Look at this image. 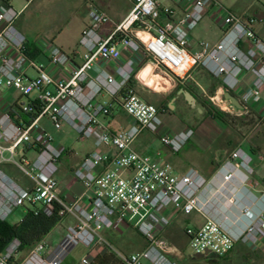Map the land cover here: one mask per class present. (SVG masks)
I'll list each match as a JSON object with an SVG mask.
<instances>
[{
    "label": "built area",
    "instance_id": "1",
    "mask_svg": "<svg viewBox=\"0 0 264 264\" xmlns=\"http://www.w3.org/2000/svg\"><path fill=\"white\" fill-rule=\"evenodd\" d=\"M130 1L131 11L118 24L101 10L89 13L90 23L79 42L84 50L83 62L68 72L67 77L57 79L48 67L26 54V38L15 25L21 13L9 0H0V90L13 89L27 98L35 93V98L30 99L39 108L29 123L16 122L10 110L3 109L5 104L1 106L0 103V221L7 222L15 209L27 205L31 207L27 211L51 216L55 203L62 207L61 216L75 221L67 226L63 239L51 252L47 253L48 245L42 240L19 264H63L78 247L88 250L81 264H92L91 255L98 248L114 254L124 264H143L151 252L155 254L153 264H177L169 258L174 251L173 245L160 235L171 224L164 211L181 205L186 215L207 214L215 200L226 198L238 172L247 173L245 181L254 172L253 158L242 148L233 151L210 180L195 168L177 174L169 163L142 156L132 149L143 129L157 132L162 124L160 110L143 101L135 90L127 89L133 74L132 61L118 67L120 80L105 71L90 79L96 62H119L121 51L118 47L122 45L136 52L143 50L156 66L181 83L191 77L196 67L217 77H238L244 72H253L257 80L241 98L247 109L262 99L264 42L241 18L226 11L221 39L211 45L203 42L201 50L190 51L188 38L208 15L209 9L214 5L219 7L215 0H187L189 8L182 17L177 22L165 24L160 22L162 17L172 18L174 11L164 7L161 0ZM109 23L114 24L113 31L102 38L99 31ZM244 39L251 41L247 52L240 47ZM258 53L262 54L260 62L256 61ZM44 55L55 72H67L71 59L59 46L49 45ZM101 92L110 100L97 101ZM19 105L24 113L32 112L29 101ZM118 107L136 123L128 130L113 132L103 118L111 116ZM42 120H48L56 130L68 125L80 139H93L97 148L114 150V154L91 153L74 171L75 178L85 185L86 206L81 204V198L67 201L60 197L57 174L66 149L41 126ZM193 136L191 129L163 134L160 140L177 154ZM33 150L36 156L31 159L26 154ZM5 164L14 165L30 184L24 185L9 175L4 170ZM250 212V207L241 210L243 216ZM135 219L138 232L150 246L140 253L120 252L102 232L118 230ZM186 236L193 256L210 252L222 257L239 242L257 243L259 238H264V215H258L238 234L208 217L202 227L186 229ZM21 247L20 240L11 241L0 253V264H18Z\"/></svg>",
    "mask_w": 264,
    "mask_h": 264
},
{
    "label": "crops",
    "instance_id": "2",
    "mask_svg": "<svg viewBox=\"0 0 264 264\" xmlns=\"http://www.w3.org/2000/svg\"><path fill=\"white\" fill-rule=\"evenodd\" d=\"M9 1L21 13L15 25L26 38V45L34 48L32 53L37 51L39 55L36 60L48 67L49 71L54 73L57 79L67 77L68 72L82 64L84 50L79 45V42L84 29L90 23L89 13L92 10L98 9L107 13L111 20L118 24L132 9L130 0H101L103 5H98L95 0H66L69 16H72L71 20L78 22L76 31L70 32L69 27L65 26L62 29L54 30L48 37L38 39L37 34L31 31V27L35 24V17L37 16V0ZM13 1L16 2L17 7L14 6ZM215 1L218 3L217 0ZM161 2L164 7H170L174 11L172 18L162 17L160 21L162 24L168 21L177 22L189 8L187 0H178L177 2L161 0ZM41 3L43 2L41 1ZM218 5V8L215 5L214 7L212 6L206 16L208 18H204V26L206 28H211V24L213 25V23L222 24L226 17L224 15L228 11L236 17L241 18L244 24L264 42V15L238 16L232 11L224 9L221 4L218 3ZM40 6L42 5L39 4L38 7ZM113 28V23L106 24L99 31V35L102 38H107L112 33ZM197 33L196 29L193 30L188 38L187 48L190 51L201 50L203 42L200 40V34L198 35ZM221 37L222 33L219 40ZM52 44L59 46L70 56L71 63L67 68V72L57 73L49 66L48 60L47 62L43 61L47 59L44 53H46L48 46ZM250 46L251 41L249 39H244L240 43L241 49L245 52L249 50ZM118 48L121 51L120 61L110 62L100 60L96 62L90 71L89 78L95 79L101 72L105 71L117 76L120 80V76L117 73L118 67L126 66L130 61L133 62L131 65L133 74L130 79L132 87L143 101L159 108L162 120V124L157 132L153 133L147 129L142 130L132 144V149L135 152L142 156H149L153 160L169 163L175 172L180 175L185 174L190 168H195L208 180L216 175L223 164L229 159L230 154L238 148H242L253 158L254 172L249 175V179L245 181L247 173L244 170L238 172L235 180L229 186V192L226 194L227 199L219 197L209 207L207 214L193 213L186 215L182 211L181 205H173L166 209L164 214L170 219V226L175 221H179L185 227L186 232L188 228L198 229L202 227L207 222L208 217H213L223 223L232 233L238 234L258 215H264V173L260 172L264 160H262L259 153L255 152L246 143L245 139L240 138L237 131L232 130L230 125L223 123L214 115L215 110L230 114L235 113L236 115H238L237 113L242 114L246 112V108L243 111L235 110L225 95L226 93H230L236 96L242 103V95L250 88H253L257 75L253 72H244L238 77L231 75L217 77L204 68L196 67L191 77L185 83H181L156 66L143 50L136 52L132 49H125L122 45ZM261 58L262 54L258 53L256 61L260 62ZM181 90H187L193 95L195 98L194 104H190L187 101L185 95L180 93ZM2 91L4 90H0L1 93H3ZM96 100L99 102L109 101L110 97L105 92H101L96 97ZM6 101L7 98L1 97V106L6 104ZM20 102L22 100L19 98L11 104L4 105L3 109L10 110L14 104H19ZM209 106L213 109L211 110ZM250 109L255 115L264 119V87L262 88L260 103L251 106ZM203 115L204 119L201 118ZM103 121L113 132L128 130L136 123L134 118L129 116L121 107L116 108L111 116L103 118ZM41 126L54 138L58 145L66 149L59 163L57 174L60 197L67 201L81 198V204L86 206L87 201L84 196H86L87 192L85 185L75 178L74 171L79 167L84 158L91 153L101 151L114 154V150L106 147L97 148L94 140L88 139L83 141L88 143L89 151L81 155L74 149L65 147L62 144L61 137L57 136L58 133L64 131V127L61 130H55L48 120H42ZM64 126L69 127L68 125ZM70 128L68 129L70 130ZM191 129L194 130L193 138L177 154H173L161 143L160 137L163 134H176ZM66 134L65 132L64 135ZM26 155L33 159L36 156V151H28ZM4 170L20 183L24 185L30 184V181L14 165L5 164ZM244 207L251 208L248 216L241 214V210ZM189 219L191 222H189ZM74 222V219L71 217H65L60 225H58L62 227L61 234L59 235V237L61 236L60 239L51 235L58 226L44 239L48 245L47 253L51 252L60 243L67 226L74 224ZM131 223L127 222L123 224L118 230H105L102 234L110 243L117 247L115 243L118 241V237L125 235L129 229L133 228ZM263 245V238H259L257 243L239 242L233 250L222 257H216L213 253L205 256H192L182 248L179 250L174 248L173 252L175 256L171 257L169 255V258L177 264H197L196 261H200L201 264H253L259 249ZM29 253L22 252L18 264ZM95 253H100L101 255L108 254L103 248H98ZM95 253H92L91 256L93 257ZM152 254L153 256L155 255L154 252ZM86 255H88V250L81 256L78 262H68L67 258L63 264H81L82 258ZM153 256L151 258L152 264Z\"/></svg>",
    "mask_w": 264,
    "mask_h": 264
},
{
    "label": "rangeland",
    "instance_id": "3",
    "mask_svg": "<svg viewBox=\"0 0 264 264\" xmlns=\"http://www.w3.org/2000/svg\"><path fill=\"white\" fill-rule=\"evenodd\" d=\"M41 1L43 3H41ZM219 4L226 10L232 11L238 16H263L264 15V0H217ZM98 5H103L101 0H95ZM15 7L17 4L13 1ZM41 4L42 6L38 7ZM72 16H69V12L66 6V0H37V16L35 17V24L31 27V31L37 34L38 39L48 37L54 30L62 29L65 26L69 27L70 32H75L78 27L76 20H71ZM206 17L205 19H207ZM205 19L196 28L197 34H200L201 42H205L211 45L214 41H218L222 33V24H211V28L204 26ZM70 21V26H69ZM43 60V59H42ZM47 62V59L43 60ZM0 92V98H7L6 104H11L17 99H21L22 102L27 103L29 99L22 97V95L16 90H4ZM36 94H32L30 98H33ZM223 112V111H221ZM228 119L231 129L237 131V134L241 139H245L246 143L259 153L264 160V119L258 117L254 113L244 112L242 114L237 113H225ZM204 119V115L201 117ZM69 127L64 126V131L58 133V137H61L62 144L74 149L79 154H85L89 151V145L80 139L79 134ZM56 130V129H55ZM56 132V131H55ZM65 132L67 133L66 135ZM19 159V158H17ZM254 164H252L253 167ZM261 173H264V161L262 163ZM31 208L29 205L15 209L12 215L8 218L7 222L11 225L19 223L26 216L27 209ZM137 219L131 223L132 229H129L125 235L118 237V241L115 243L117 250L126 254L140 253L148 249L149 242L140 235L137 230ZM189 222L191 220L189 219ZM62 227L58 226L52 236L60 239ZM161 237L167 239L176 250L182 248L192 255L191 250L188 247V238L186 236L185 227L181 222L175 221L165 232L160 234ZM56 239V240H57ZM264 239V238H263ZM188 247V248H187ZM84 247L76 248L69 256L68 262H78V260L86 253ZM176 252V251H175ZM152 253V252H151ZM173 252L171 257L175 256ZM152 254L148 259L143 260V264H152ZM193 256V255H192ZM217 257V255H215ZM219 257V256H218ZM197 264H201L200 261H196ZM253 264H264V245L259 249Z\"/></svg>",
    "mask_w": 264,
    "mask_h": 264
},
{
    "label": "trees",
    "instance_id": "4",
    "mask_svg": "<svg viewBox=\"0 0 264 264\" xmlns=\"http://www.w3.org/2000/svg\"><path fill=\"white\" fill-rule=\"evenodd\" d=\"M34 48L26 45V54L36 59L39 54L37 51L32 53ZM127 89L134 90L132 87V82L127 84ZM30 107L32 112L24 113L18 103L14 104L10 109V113L16 122L22 120L25 123L36 117L39 108L37 103L30 98ZM209 108L212 110L211 106ZM210 110V112H212ZM248 113H254L250 108L245 110ZM255 114V113H254ZM215 117L222 121L223 123L230 125L226 114L220 110L214 111ZM62 207L59 204H53V214L48 216L43 212L35 214L33 210H28L24 219L15 225H11L8 222L0 221V253L6 248V246L13 241L18 239L21 241L22 247L21 251L29 253L34 246L44 240L60 223L63 221L64 217L60 215ZM92 264H124L120 262L114 254L108 253L101 255L100 253H95L92 258Z\"/></svg>",
    "mask_w": 264,
    "mask_h": 264
},
{
    "label": "water",
    "instance_id": "5",
    "mask_svg": "<svg viewBox=\"0 0 264 264\" xmlns=\"http://www.w3.org/2000/svg\"><path fill=\"white\" fill-rule=\"evenodd\" d=\"M180 93H183L185 95L187 101L190 104H194L195 98L193 97V95L189 91L181 90ZM225 97H226V99H228L231 102V104L235 110H237V111L245 110V106L240 102V100L236 96H234L230 93H226ZM208 254H210V252H206L205 254H202V256H205Z\"/></svg>",
    "mask_w": 264,
    "mask_h": 264
}]
</instances>
